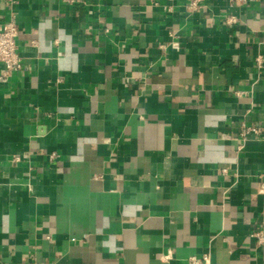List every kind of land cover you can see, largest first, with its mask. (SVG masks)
<instances>
[{"label": "crops", "instance_id": "0c3cea01", "mask_svg": "<svg viewBox=\"0 0 264 264\" xmlns=\"http://www.w3.org/2000/svg\"><path fill=\"white\" fill-rule=\"evenodd\" d=\"M16 1L0 264H264V0Z\"/></svg>", "mask_w": 264, "mask_h": 264}, {"label": "built area", "instance_id": "2783aa9c", "mask_svg": "<svg viewBox=\"0 0 264 264\" xmlns=\"http://www.w3.org/2000/svg\"><path fill=\"white\" fill-rule=\"evenodd\" d=\"M68 5L81 4L82 0H61ZM207 0H186L187 8L190 12H197L204 7ZM251 1L256 0H229L230 5L245 6ZM11 7L10 18L4 23H0V80L7 81L14 73L23 69L22 58L19 54L18 38L20 36V29L17 23V14L14 10V5L17 4L16 0H8ZM233 21V20H232ZM259 64L262 61L258 59ZM239 94L240 92H236ZM262 134L261 129L252 126H243L241 133L242 143L239 150L244 148V144L252 136L259 137ZM264 195V182L261 185L260 191ZM253 236L257 238L259 243L264 242L263 231L253 232ZM29 264H38L37 262H30ZM190 264H211L207 258L200 260L198 258H191Z\"/></svg>", "mask_w": 264, "mask_h": 264}]
</instances>
